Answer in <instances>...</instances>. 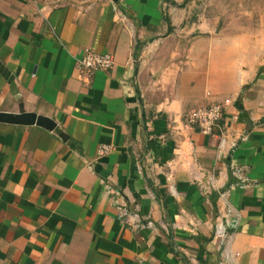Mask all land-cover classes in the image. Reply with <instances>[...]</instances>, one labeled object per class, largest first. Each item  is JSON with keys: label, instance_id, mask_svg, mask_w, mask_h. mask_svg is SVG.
Segmentation results:
<instances>
[{"label": "crops", "instance_id": "1", "mask_svg": "<svg viewBox=\"0 0 264 264\" xmlns=\"http://www.w3.org/2000/svg\"><path fill=\"white\" fill-rule=\"evenodd\" d=\"M234 21L0 0V112L56 123H0V264H264V21ZM86 50L114 66L80 72ZM212 105L208 135L188 115Z\"/></svg>", "mask_w": 264, "mask_h": 264}, {"label": "built area", "instance_id": "2", "mask_svg": "<svg viewBox=\"0 0 264 264\" xmlns=\"http://www.w3.org/2000/svg\"><path fill=\"white\" fill-rule=\"evenodd\" d=\"M114 66V59L109 54H100L86 50L85 55L78 60L76 69L80 72L90 70H109ZM224 113L219 105L192 109L189 112L188 120L190 125H197L205 134H213L219 129V123ZM106 148L101 150L104 153Z\"/></svg>", "mask_w": 264, "mask_h": 264}, {"label": "rangeland", "instance_id": "3", "mask_svg": "<svg viewBox=\"0 0 264 264\" xmlns=\"http://www.w3.org/2000/svg\"><path fill=\"white\" fill-rule=\"evenodd\" d=\"M209 10L249 26L264 21V0H202ZM255 27V26H254Z\"/></svg>", "mask_w": 264, "mask_h": 264}, {"label": "water", "instance_id": "4", "mask_svg": "<svg viewBox=\"0 0 264 264\" xmlns=\"http://www.w3.org/2000/svg\"><path fill=\"white\" fill-rule=\"evenodd\" d=\"M0 123H6L17 126H31L38 125L48 130H54L56 123L50 118L39 116L36 113H4L0 112Z\"/></svg>", "mask_w": 264, "mask_h": 264}]
</instances>
